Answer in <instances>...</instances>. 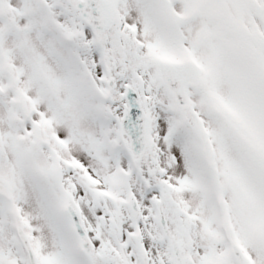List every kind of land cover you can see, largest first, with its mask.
Segmentation results:
<instances>
[{"label": "snow or ice", "instance_id": "6c2138e0", "mask_svg": "<svg viewBox=\"0 0 264 264\" xmlns=\"http://www.w3.org/2000/svg\"><path fill=\"white\" fill-rule=\"evenodd\" d=\"M0 264H264V0H0Z\"/></svg>", "mask_w": 264, "mask_h": 264}]
</instances>
